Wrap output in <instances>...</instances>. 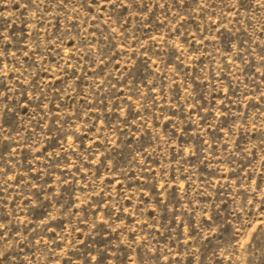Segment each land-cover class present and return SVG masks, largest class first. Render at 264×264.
Here are the masks:
<instances>
[{"label": "rangeland", "instance_id": "1", "mask_svg": "<svg viewBox=\"0 0 264 264\" xmlns=\"http://www.w3.org/2000/svg\"><path fill=\"white\" fill-rule=\"evenodd\" d=\"M0 264H264V0H0Z\"/></svg>", "mask_w": 264, "mask_h": 264}]
</instances>
